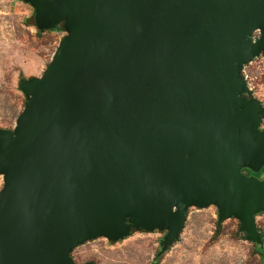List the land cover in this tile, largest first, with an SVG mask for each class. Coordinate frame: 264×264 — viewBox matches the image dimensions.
Instances as JSON below:
<instances>
[{
	"label": "water",
	"instance_id": "obj_1",
	"mask_svg": "<svg viewBox=\"0 0 264 264\" xmlns=\"http://www.w3.org/2000/svg\"><path fill=\"white\" fill-rule=\"evenodd\" d=\"M25 1L67 36L0 128V264H77L132 229L164 231L158 256L189 205L263 248L264 106L240 71L264 58V0Z\"/></svg>",
	"mask_w": 264,
	"mask_h": 264
},
{
	"label": "rangeland",
	"instance_id": "obj_2",
	"mask_svg": "<svg viewBox=\"0 0 264 264\" xmlns=\"http://www.w3.org/2000/svg\"><path fill=\"white\" fill-rule=\"evenodd\" d=\"M33 7L25 0H0V128L11 129L26 96L18 89L19 79L41 78L45 66L67 29L59 24L52 29L36 30ZM254 36V35H253ZM245 81L264 106V58L259 55L242 68ZM258 129H264V117ZM264 179V168L256 176ZM0 176V190L2 188ZM217 208L209 204L185 210L178 238L160 255L158 241L164 231L132 229L126 236L108 241L98 236L76 246L70 256L74 263L88 264H264L261 250L243 238L238 220L227 217L216 223ZM264 242V213L254 216ZM259 249L261 251H259Z\"/></svg>",
	"mask_w": 264,
	"mask_h": 264
},
{
	"label": "trees",
	"instance_id": "obj_3",
	"mask_svg": "<svg viewBox=\"0 0 264 264\" xmlns=\"http://www.w3.org/2000/svg\"><path fill=\"white\" fill-rule=\"evenodd\" d=\"M37 30V29H36ZM37 31H39V30H37ZM264 167H262V168H260V170L258 171V172H256V173H254V176H257L260 172H261V170L263 169ZM245 172H247V173H249V171H247V170H245ZM215 225L216 226H218L216 223H215ZM257 228V227H256ZM237 230H238V228H237ZM257 230H258V228H257ZM239 231V230H238ZM259 231V230H258ZM239 232H241V231H239ZM260 232V231H259ZM263 244H264V242H263ZM256 246V245H255ZM261 250L263 249V248H260ZM259 249V251H261ZM260 259H261V261L262 262H264V256L262 255V253L260 254Z\"/></svg>",
	"mask_w": 264,
	"mask_h": 264
},
{
	"label": "built area",
	"instance_id": "obj_4",
	"mask_svg": "<svg viewBox=\"0 0 264 264\" xmlns=\"http://www.w3.org/2000/svg\"><path fill=\"white\" fill-rule=\"evenodd\" d=\"M242 68H243V67H242ZM240 73H241V75H242V77H243V79H244V81H245L246 79H245V76L242 74V69H241ZM245 84H246L247 87L249 88L248 83H246V81H245ZM249 89H250V88H249Z\"/></svg>",
	"mask_w": 264,
	"mask_h": 264
},
{
	"label": "flooded vegetation",
	"instance_id": "obj_5",
	"mask_svg": "<svg viewBox=\"0 0 264 264\" xmlns=\"http://www.w3.org/2000/svg\"><path fill=\"white\" fill-rule=\"evenodd\" d=\"M254 97V96H253ZM262 105V104H261ZM258 172V171H257ZM247 174H249V173H247Z\"/></svg>",
	"mask_w": 264,
	"mask_h": 264
}]
</instances>
